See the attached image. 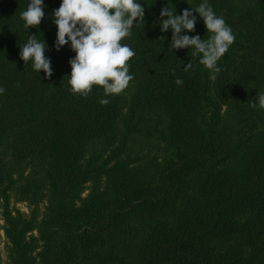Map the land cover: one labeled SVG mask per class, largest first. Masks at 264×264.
I'll return each instance as SVG.
<instances>
[{"label": "trees", "instance_id": "obj_1", "mask_svg": "<svg viewBox=\"0 0 264 264\" xmlns=\"http://www.w3.org/2000/svg\"><path fill=\"white\" fill-rule=\"evenodd\" d=\"M141 2L144 21L122 40L135 52L129 86L85 97L69 91L74 53L53 47L60 0H44L27 30V0H0L7 264H264V0H209L235 35L216 74L192 49L169 50L158 23L168 0ZM187 2L168 6L179 14L199 0ZM197 33L209 35L198 16ZM34 34L50 77L18 55Z\"/></svg>", "mask_w": 264, "mask_h": 264}, {"label": "clouds", "instance_id": "obj_2", "mask_svg": "<svg viewBox=\"0 0 264 264\" xmlns=\"http://www.w3.org/2000/svg\"><path fill=\"white\" fill-rule=\"evenodd\" d=\"M168 4L169 0L167 6L160 8L158 23L160 32L171 31L169 50L192 49V55L206 69L213 74L219 73L218 61L235 40L223 16L214 11L209 0H199L181 9L179 14L172 3L171 7ZM145 6L141 0H60L50 18L56 28L53 47L58 51L67 44L74 53L68 59L71 69L67 74L69 91L86 97L93 85H98L107 97L118 95L129 86L133 76L129 72L128 61L135 52L122 40L131 35L134 24L144 21ZM43 9L44 0H27L25 8L19 13L26 30L29 26L40 24L45 16ZM197 16L209 33L207 38L198 33L188 35L195 31ZM27 36L26 42L19 45L20 59L24 64L30 61L34 71L39 73L43 70L44 77H50L52 68L50 58L45 55V40L37 39L36 34ZM183 67L187 71L192 64L188 61ZM176 83L182 81L177 79ZM4 91L0 87V94ZM257 100L264 107V96ZM99 102L107 104L109 101L101 98Z\"/></svg>", "mask_w": 264, "mask_h": 264}, {"label": "rangeland", "instance_id": "obj_3", "mask_svg": "<svg viewBox=\"0 0 264 264\" xmlns=\"http://www.w3.org/2000/svg\"><path fill=\"white\" fill-rule=\"evenodd\" d=\"M262 96H264V94L259 95V97H262ZM17 206L21 207L23 210H25V207L22 204H20V205L18 204ZM0 264H7V260H6V256H5L4 240L3 239L0 242Z\"/></svg>", "mask_w": 264, "mask_h": 264}]
</instances>
